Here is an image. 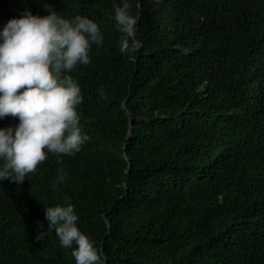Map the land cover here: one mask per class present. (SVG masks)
<instances>
[{
	"label": "trees",
	"instance_id": "obj_1",
	"mask_svg": "<svg viewBox=\"0 0 264 264\" xmlns=\"http://www.w3.org/2000/svg\"><path fill=\"white\" fill-rule=\"evenodd\" d=\"M139 1L142 47L125 55L120 0H0V28L47 7L105 38L71 73L90 139L0 182V264H76L47 228L57 203L75 205L107 264H264V0Z\"/></svg>",
	"mask_w": 264,
	"mask_h": 264
},
{
	"label": "clouds",
	"instance_id": "obj_2",
	"mask_svg": "<svg viewBox=\"0 0 264 264\" xmlns=\"http://www.w3.org/2000/svg\"><path fill=\"white\" fill-rule=\"evenodd\" d=\"M130 7L129 0H120L114 8L116 29L122 33L119 51L125 55L142 47ZM46 10L44 16L25 10L0 28V121L8 116L19 120L0 128V182L22 185L49 154L74 156L90 139L78 111L81 86L71 73L77 65L91 63L93 46L104 45V34L88 16L68 19ZM62 182L58 176L53 187ZM44 214L47 228L61 247L71 250L76 264H107L102 249L78 226L74 204L57 203L44 208ZM46 235L41 231L36 239Z\"/></svg>",
	"mask_w": 264,
	"mask_h": 264
},
{
	"label": "water",
	"instance_id": "obj_3",
	"mask_svg": "<svg viewBox=\"0 0 264 264\" xmlns=\"http://www.w3.org/2000/svg\"><path fill=\"white\" fill-rule=\"evenodd\" d=\"M141 1V0H140ZM140 1H139V4H140Z\"/></svg>",
	"mask_w": 264,
	"mask_h": 264
}]
</instances>
